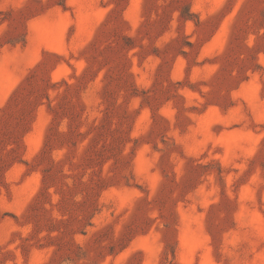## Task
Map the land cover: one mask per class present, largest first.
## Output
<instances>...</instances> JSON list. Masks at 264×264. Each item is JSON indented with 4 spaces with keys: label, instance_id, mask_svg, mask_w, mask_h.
<instances>
[{
    "label": "rangeland",
    "instance_id": "374dc122",
    "mask_svg": "<svg viewBox=\"0 0 264 264\" xmlns=\"http://www.w3.org/2000/svg\"><path fill=\"white\" fill-rule=\"evenodd\" d=\"M0 0V264H264V0Z\"/></svg>",
    "mask_w": 264,
    "mask_h": 264
},
{
    "label": "crops",
    "instance_id": "0c3cea01",
    "mask_svg": "<svg viewBox=\"0 0 264 264\" xmlns=\"http://www.w3.org/2000/svg\"><path fill=\"white\" fill-rule=\"evenodd\" d=\"M45 1V0H43ZM105 0H65V5L47 6L30 19L26 56L56 50L61 45L77 48L89 41L104 14Z\"/></svg>",
    "mask_w": 264,
    "mask_h": 264
}]
</instances>
